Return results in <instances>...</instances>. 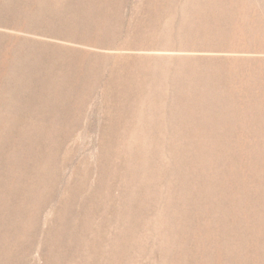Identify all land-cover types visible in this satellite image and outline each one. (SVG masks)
<instances>
[{"label":"rangeland","instance_id":"1","mask_svg":"<svg viewBox=\"0 0 264 264\" xmlns=\"http://www.w3.org/2000/svg\"><path fill=\"white\" fill-rule=\"evenodd\" d=\"M0 264H264V0H0Z\"/></svg>","mask_w":264,"mask_h":264}]
</instances>
